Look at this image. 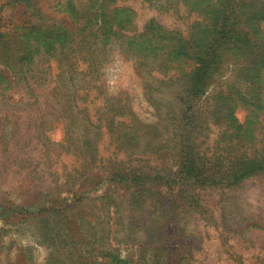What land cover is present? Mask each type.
Returning a JSON list of instances; mask_svg holds the SVG:
<instances>
[{
    "label": "rangeland",
    "instance_id": "rangeland-1",
    "mask_svg": "<svg viewBox=\"0 0 264 264\" xmlns=\"http://www.w3.org/2000/svg\"><path fill=\"white\" fill-rule=\"evenodd\" d=\"M229 1L0 0L5 42L28 26L0 47V264H264V169L235 182L224 176V157L264 161V0L241 1L227 41ZM57 36L60 50L82 47L85 115L119 106L116 121L140 130L136 141L120 140L106 119L90 129L91 148L73 139L59 118L64 92H56L59 59L49 52ZM206 65L190 95L189 77ZM80 83L74 76L68 85ZM42 121L55 143L49 154L36 129ZM188 138L212 180L179 200L171 190L185 175ZM92 155L103 160L98 169L72 178ZM108 162L132 177L159 171L162 196L133 203L125 182L107 180ZM111 207L119 210L114 236L105 233Z\"/></svg>",
    "mask_w": 264,
    "mask_h": 264
},
{
    "label": "trees",
    "instance_id": "trees-1",
    "mask_svg": "<svg viewBox=\"0 0 264 264\" xmlns=\"http://www.w3.org/2000/svg\"><path fill=\"white\" fill-rule=\"evenodd\" d=\"M242 0H231V3L229 1L230 7H227L223 13V31H224V37L228 40H231L230 37H234L236 33V28L239 25L240 20V13L238 11L242 8L243 3ZM242 3V4H241ZM242 5V6H241ZM0 15V47L3 48V50H8V47L5 46V43L7 46H10L13 42V37L18 33L19 31L24 30V28H28V26L22 25L21 27H18L14 31V35H9L7 37V41L5 42V34L3 35L1 32V23L3 20V17ZM240 16V17H239ZM26 28V29H27ZM32 29V27H30ZM72 33V32H71ZM18 36V35H16ZM59 36V35H58ZM53 39V45L49 48V52L52 55V58L59 59V72L56 77L57 86H56V92L59 95L62 92H64L63 99V109L61 110L59 114V118H62L65 120L67 125L66 128H69V133L71 134V130H73V139H79L80 143L83 144V149H89L91 148V145L94 143L93 138L90 135V129L93 128L94 130L99 129L101 130V123L106 119L110 128V130H115V135L121 140L123 136H131V139L136 141L139 138L138 132L132 129H127L125 127H122L124 122L116 121L117 113L120 107H111L107 103L100 107L99 109V117H97V114H94L92 118H90V115H85V113L89 110L87 104L85 103V100H82L80 91L82 89H86V83L85 80L87 79V74L89 70H81L80 69V63L78 62V58L82 57L79 51L81 52L82 47L79 48L78 52L75 51L76 47L72 46H66L63 47L62 50L57 46V39ZM70 36V32L67 33V37ZM52 39V37H51ZM71 39V38H70ZM17 41H15L16 43ZM48 46V45H47ZM49 47V46H48ZM3 50L0 48V56L4 59L7 58L6 55L3 54ZM3 63H6L7 61H1ZM94 62V61H92ZM90 62L89 60V69L94 68V63ZM25 66L28 68L31 67V63L27 60H24L23 62ZM7 64V63H6ZM92 66V67H91ZM211 68L209 65L202 66L198 68L195 74L191 75L189 77V92L190 95L196 94L198 82L201 81L202 72ZM250 68V67H249ZM248 68V70H249ZM30 72L32 73V69L30 68ZM206 74V72H205ZM74 76H78L81 80V87H72L69 86V83H74ZM91 88H88L90 90ZM62 99H59L58 103H62ZM85 103V104H84ZM114 105H116L114 103ZM193 110V105H189V112ZM108 111H114V114ZM112 114L111 117L106 116V113ZM194 117L193 114H190L188 125L194 124L193 121ZM105 123V121H104ZM90 125V126H88ZM113 125V126H111ZM45 121H42V124L40 127H36L38 129L39 135L45 137L47 140V148L48 146H52L55 143L52 142L51 138L47 135L46 129H44L42 132L41 129L45 128ZM88 128L84 129V134L82 135L83 138L76 137L75 134H78V129L81 127ZM190 132H192V129H190ZM190 132L188 135H190ZM187 135V133H186ZM97 137V136H96ZM188 137V136H186ZM95 138V137H94ZM186 155H185V162H184V177L180 176L179 178H176L175 181H173V190H171L172 193L175 191L176 199L181 200L180 194H191V191L187 189V187L191 185L198 184H208L212 178L209 177V169L210 165L206 161L203 160V154L201 150H199L198 146H196L192 141H190V138L186 140ZM52 149L48 148L47 153H51ZM227 159V161L230 163L231 168L227 171V173L224 176H230L233 180V182L236 181L238 177H241V175H244L246 173H255L259 170L264 169V161L260 160L258 157H252V159H249L248 161L245 160L243 157H224ZM89 162L83 165L78 175H74L72 178L76 179L78 176L85 175L88 172L96 171L98 169L97 161L102 162L103 160L98 158V155H92ZM93 162V163H92ZM109 165V172L107 180L112 181L117 184H123L122 182H125L127 184L128 188L132 189L133 192L136 194L137 198H134L133 203L135 204H141V201L143 199H148L149 195H156L162 196V192L157 189V183H161L164 181L166 177L159 176L160 172L158 171L155 176H144V173L142 175H135L134 177L129 176L125 169L122 167L121 164H113L111 162ZM235 166V167H234ZM216 165H213V169H215ZM237 167V169H235ZM99 168H102L101 170H108L107 166L103 167L100 166ZM107 168V169H106ZM110 174V175H109ZM183 174V173H182ZM208 174V175H207ZM212 176V175H210ZM132 181H131V180ZM171 179H169L170 181ZM70 180H67L69 182ZM195 183H192V182ZM180 186L181 189L177 191V188ZM186 186V190L184 187ZM169 191L164 190V193H167ZM193 198H196V194H193ZM178 201V200H177ZM117 213H119V210H111L109 211L110 221H109V228L105 231V233H108V236H114L116 233H119L121 230H118V227L114 226L115 222H112L114 218H116ZM130 231H133L130 229ZM106 264H113V261H106Z\"/></svg>",
    "mask_w": 264,
    "mask_h": 264
}]
</instances>
